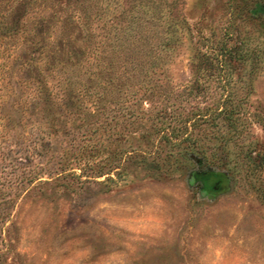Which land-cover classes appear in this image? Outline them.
Wrapping results in <instances>:
<instances>
[{"label":"rangeland","instance_id":"374dc122","mask_svg":"<svg viewBox=\"0 0 264 264\" xmlns=\"http://www.w3.org/2000/svg\"><path fill=\"white\" fill-rule=\"evenodd\" d=\"M157 3L179 30L134 85L110 18ZM0 264H264V0H0Z\"/></svg>","mask_w":264,"mask_h":264},{"label":"trees","instance_id":"16d2710c","mask_svg":"<svg viewBox=\"0 0 264 264\" xmlns=\"http://www.w3.org/2000/svg\"><path fill=\"white\" fill-rule=\"evenodd\" d=\"M166 6L170 7V4L165 3V5L162 7L160 6V3H157L150 15H146V13L144 15V13L139 14L134 12H122L119 14H115L110 18L111 27L116 28L115 36L117 37V39L113 43H110V45H107V47L102 51L108 53V55H104V58H106L107 56L106 59L109 60L108 64L110 65L109 69L112 72L116 71V68L114 67H116L118 63H121L122 66L120 67L123 69V73L125 74V76H127L129 80L138 79L134 84L137 85L138 83H140L139 81L141 75L148 74L150 73V71L155 73L158 69H160L162 65L158 50L162 46L164 48H171L172 46H174L175 40L173 35L176 34L179 30V19L173 16L171 13V8L166 9ZM71 16L72 15H69L68 18L71 19ZM119 19H122L124 21V27L117 26V22L114 23ZM181 21L185 22L184 19ZM157 22H160V24H157ZM79 30L81 31V33H79ZM74 32V34H65V32H62V37H59V39L61 40V42H64V40L69 41L74 37L75 39L87 36L91 37V33L89 34L84 25H82L80 28H78L77 31ZM119 33H121V35ZM95 36L96 33L93 31L92 37ZM107 36L110 35L108 34ZM123 36L125 38V41L120 40ZM154 36H156L155 39H157V43L155 45L152 42ZM204 46L205 43L200 36V38H198V40L196 41L193 55V71L196 76V81L206 72H215L218 70L223 71L224 69L223 65L225 61L221 59L220 55L214 54V56H212L211 53H213V51H205ZM226 51H229L231 53L232 49H228ZM229 52H225L228 55H221L223 57L230 56ZM91 54V56L95 59H99V57H102V54L100 56V53L96 51H92ZM125 83L124 81H122L121 85L119 86H124L126 85ZM142 86L145 87V85L143 84ZM145 88L148 89L147 87ZM80 89L82 88L80 87ZM228 111L232 112L231 109L226 108L223 105L221 107L214 108L211 111L207 110L199 113H194L193 118L190 120H208L211 117L216 118L220 115L227 114Z\"/></svg>","mask_w":264,"mask_h":264}]
</instances>
